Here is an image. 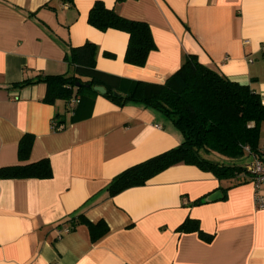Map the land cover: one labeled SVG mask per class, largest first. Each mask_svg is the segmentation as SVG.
<instances>
[{
	"label": "crops",
	"instance_id": "0c3cea01",
	"mask_svg": "<svg viewBox=\"0 0 264 264\" xmlns=\"http://www.w3.org/2000/svg\"><path fill=\"white\" fill-rule=\"evenodd\" d=\"M95 1L148 24L155 49L143 67L124 61L125 32L87 23ZM86 42L97 47V70L153 84L194 55L249 85L264 104V0H0V168L46 158L52 171L46 179H0V264H264V209L256 208L250 181H218L177 164L109 195L113 177L181 143L163 114L118 107L99 94L78 106L79 119L53 131L64 101L43 102V83L13 86L39 74L71 75L69 48ZM25 134L33 141L20 160ZM217 191L216 200L195 204ZM77 214L108 231L95 241L86 225L69 231L65 221ZM187 217L212 239L177 232Z\"/></svg>",
	"mask_w": 264,
	"mask_h": 264
},
{
	"label": "trees",
	"instance_id": "16d2710c",
	"mask_svg": "<svg viewBox=\"0 0 264 264\" xmlns=\"http://www.w3.org/2000/svg\"><path fill=\"white\" fill-rule=\"evenodd\" d=\"M87 23L101 32L112 29L128 35L124 53L127 64L143 67L149 53L155 49L147 23L126 19L114 9L105 7L101 1H95L90 8ZM96 53V45L90 42L70 47L66 59L72 66L71 75L39 74L13 86L23 88L43 83L46 86L43 102L53 105L58 100L64 101V112L55 113L53 117V131L62 130L68 123L79 119L78 106L83 102L91 103L99 95L93 90L94 86L104 87L106 92L101 96L118 107L137 104L160 112L173 123L182 136L181 143L113 177L106 187L109 195L143 186L152 177L177 164L211 172L218 181H249L248 163L245 164L244 160L261 156L262 129L264 135V104L259 93L249 85L230 81L207 68L194 55H187L178 70L163 84H153L97 70ZM104 55L108 58L113 56L109 53ZM70 99L77 100L71 111L67 107ZM32 141L30 134L20 139V160L27 159ZM51 175V166L46 158L0 168V179H46ZM204 199H198L195 204L207 203ZM65 223L69 231L80 224L86 225L91 241L108 231L103 221L91 223L82 214L69 217ZM176 230L180 233L196 232L205 241L212 239V235L201 231L197 220L189 217Z\"/></svg>",
	"mask_w": 264,
	"mask_h": 264
},
{
	"label": "built area",
	"instance_id": "2783aa9c",
	"mask_svg": "<svg viewBox=\"0 0 264 264\" xmlns=\"http://www.w3.org/2000/svg\"><path fill=\"white\" fill-rule=\"evenodd\" d=\"M77 104V100L70 99L67 107L69 111L73 110ZM248 152V149H245ZM247 171L250 174L249 181L251 182L254 192V204L258 209H264V150L261 152V156L251 157V162L246 166Z\"/></svg>",
	"mask_w": 264,
	"mask_h": 264
},
{
	"label": "water",
	"instance_id": "95a60500",
	"mask_svg": "<svg viewBox=\"0 0 264 264\" xmlns=\"http://www.w3.org/2000/svg\"><path fill=\"white\" fill-rule=\"evenodd\" d=\"M93 90H94L95 92H97L98 94H100V95H103V94H105V92H106V90H105L104 87H102V86H94V87H93ZM218 196L220 197V193H219V191H217V192L213 193L212 195L208 196L207 198L204 199V201H205V202H212V201L216 200V198H217Z\"/></svg>",
	"mask_w": 264,
	"mask_h": 264
}]
</instances>
